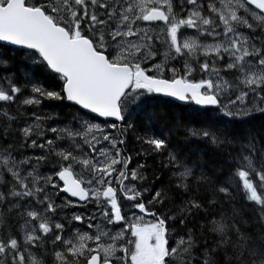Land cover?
Masks as SVG:
<instances>
[{
  "label": "snow or ice",
  "instance_id": "6c2138e0",
  "mask_svg": "<svg viewBox=\"0 0 264 264\" xmlns=\"http://www.w3.org/2000/svg\"><path fill=\"white\" fill-rule=\"evenodd\" d=\"M0 264H264V0H0Z\"/></svg>",
  "mask_w": 264,
  "mask_h": 264
},
{
  "label": "trees",
  "instance_id": "16d2710c",
  "mask_svg": "<svg viewBox=\"0 0 264 264\" xmlns=\"http://www.w3.org/2000/svg\"><path fill=\"white\" fill-rule=\"evenodd\" d=\"M176 105H179V104H175L166 99H162L161 101L155 102L156 110L162 113H174V112L180 111V108L176 107ZM165 124H166V121L161 120L158 122L157 126L163 127Z\"/></svg>",
  "mask_w": 264,
  "mask_h": 264
}]
</instances>
